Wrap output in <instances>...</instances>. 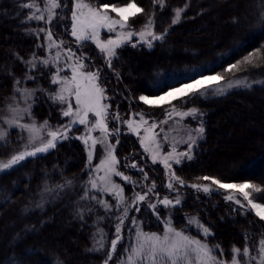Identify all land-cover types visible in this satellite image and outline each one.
I'll return each mask as SVG.
<instances>
[{
  "label": "trees",
  "instance_id": "16d2710c",
  "mask_svg": "<svg viewBox=\"0 0 264 264\" xmlns=\"http://www.w3.org/2000/svg\"><path fill=\"white\" fill-rule=\"evenodd\" d=\"M33 2L0 0V116L16 82L21 81L36 90L34 116L38 122L48 121L51 127H59L67 121L61 114L64 105L49 97V93L57 89L51 83L55 66L39 65L30 70L26 63L34 53L38 58L47 57L45 34L41 32L37 36L34 31L39 28L52 27L55 38L63 41L64 49L76 47V50L72 49L76 56L84 49L85 55L81 57L87 65L86 71H100L99 83L105 89L106 102L111 105L109 111L113 114L119 111L122 119H128L137 111L151 121L163 119L171 111V105H145L139 96L163 94L172 86L189 83L192 77L198 79L219 74L224 79L244 76L255 82L219 97L199 93L172 101L177 110L197 109V118L203 123L205 132L191 155L192 159H184L180 165L174 164L176 175L189 186L175 185L179 189L171 192L163 186L169 179L163 165L149 160L138 137L123 123L117 125L109 116V128H120L119 144L115 149L120 161L118 170L147 186L155 180L161 199L167 196L174 201L176 195H183V200L176 207H157L160 219L151 209L144 210L146 204L141 205L140 212L130 210L122 226L123 240L108 264H120L126 255L128 239L135 229L127 231L132 217L137 218L145 232L163 233L162 221L170 219L173 226L198 236L197 232L186 227L185 221L186 215L197 214L213 234L206 241L214 248L220 245L224 253L222 258L226 261L232 260L234 246L241 251L245 247L257 250L258 242L264 239V220L247 211V206L231 205L221 193L201 194L190 185L211 183L198 179L209 176L223 183L254 184L264 191V139L258 138L259 130L250 132L249 144L242 146L240 152H230L228 157V154L223 156V149L218 150L224 136L231 132L229 124L237 122L232 117L229 121L223 118L232 105L244 110L247 104L254 105L264 100V24L261 23L264 0H164L163 6L154 4L153 0H88L94 6L104 3L122 6L135 2L144 11L130 18L131 28H143L151 17L156 31L165 33L167 30L165 39L154 42L152 48L140 44L133 47V43L119 48L118 59L113 60L111 67L107 66L103 54L92 43L86 42L83 47H78L69 36L68 28L66 31L60 25L58 15L54 26L43 21H29L28 17L35 8L23 5ZM35 2L43 7V0ZM69 5L73 7L71 1ZM178 8L184 11L180 20L173 24ZM216 15L224 18V24L213 31L208 25ZM63 52L67 55L65 50ZM249 53H256L251 64L242 63L239 70L225 71L230 63L242 61ZM60 66L63 65L60 63ZM256 119L261 122V115ZM77 128L79 130L75 128L56 148L25 160L23 166H16V170L8 174L0 173V233L3 235L0 264H104L107 259L118 223L117 216L122 209L117 211L113 207L112 212H106L94 201L81 199L83 190L89 186L91 169L83 141L74 138L81 136V128ZM16 135L17 132L11 133V141L0 147V159L19 149ZM112 143L116 144L115 136H112ZM132 163L148 173L147 182L143 181L142 172L126 167ZM94 164L98 165L96 159ZM117 180L131 199L133 185H126L120 177ZM140 189L136 187L135 191ZM60 220L67 223L65 229L59 230ZM99 229L104 233L102 249L95 243L101 240ZM199 237L205 240L202 235Z\"/></svg>",
  "mask_w": 264,
  "mask_h": 264
},
{
  "label": "snow or ice",
  "instance_id": "6c2138e0",
  "mask_svg": "<svg viewBox=\"0 0 264 264\" xmlns=\"http://www.w3.org/2000/svg\"><path fill=\"white\" fill-rule=\"evenodd\" d=\"M72 3L73 9L71 12L70 35L75 38L78 47H83L87 41L93 42L100 53L103 54L108 67H111L114 59H118L117 49L131 43L134 36H138V40L136 43L132 44L133 47L140 44L152 48L154 42L162 41L167 34V30H165V33H155V21L151 17L139 32L127 30L131 27L129 24L130 18H134L144 11V9L139 7L135 2H127L124 6H118L117 4L110 5L109 3L94 6L88 2V0H72ZM153 3L163 6L164 0H153ZM23 6L29 9L35 8V11L28 17L29 21H43L46 25L54 26L55 18L58 15L56 10L62 7L66 8L67 4L65 0H43V7H41L40 4L34 0L33 3H28ZM130 9H135V12L130 13ZM183 11V8L175 10V17L172 21L173 24L180 20ZM110 12L115 13L116 16L113 17L110 15ZM261 23L264 24V17H262ZM102 29L110 34L115 33V36L109 35L108 39L102 40ZM65 30L67 31L66 25ZM34 31L37 36H39L41 32L44 33L47 50L51 52L52 49H56V52L55 56L42 59L38 58L34 53L33 57L26 63L30 65L32 69L37 67V63L44 67L55 66L56 71L52 74L51 83L59 87L55 92H50L49 97L60 104H66L61 114L63 117L69 118V122L66 125H60L56 130H51L48 121H44L42 125H37L34 121L31 123H20L24 115H31L32 104L28 103V101L35 95V90L17 88L16 91L23 97L27 106L20 108L18 104L15 103L8 105L9 115L0 118L3 124L7 126L6 128H0V147L4 146L5 138L11 134V128L14 126L28 133V144L25 145L23 151H19L12 155L7 162L0 163V171L8 174L16 170V166H23L22 162L28 158L35 157L38 153H47L49 150L56 148L58 143L68 139V134L72 132L74 128L79 130L77 128L78 125L84 126V133L74 138L81 139L88 147L89 162L93 159L97 144H100L104 148L105 155L94 169L91 168L90 163L89 186L83 190L81 199L94 201L96 204L103 207L106 212H112L113 207L117 211L122 209L120 215L117 216L118 223L115 226V238L110 242L111 250L107 253V259L104 262V264H108V262L113 259V254L116 252L118 244L123 240L121 235L122 226L128 218L130 210L140 212L142 202L148 200L150 195H154L156 197V202H148L147 208L144 210L147 211L151 209L153 213L157 214L158 219H160L157 210L158 204L164 207H175L181 203L179 198L175 201L169 199L167 196L161 199L157 191L155 180L151 182L150 186H146L143 183L132 181L129 176L124 175V173L118 170L120 161L115 155V149L116 145L119 144L120 128L117 127L115 130L109 128V116H111V119L116 122L117 125L121 123L126 125L129 131L138 137L141 147L144 149L145 153L149 154L154 164L159 161L163 165L166 175L169 176L167 183L163 185L164 187L170 192L176 190L175 185L187 187L189 185H187L181 177L176 175L173 169V163H170V161L174 162L176 165H180L182 159H192L190 153L193 146L196 144L197 139L205 132L203 123L194 130L195 136L192 132H189L188 140L181 141L187 143V151L178 152L176 144L173 143L171 145V151L163 155L161 154L163 143L168 142L169 138L167 134L161 137V133L165 131L162 125L167 124L168 120L172 118L173 113L181 116V118H197V109L191 108L186 112L178 111L175 105H172V100H166V97L183 100L184 97L188 95H199V89L191 93L185 90L192 89L194 85L200 84L202 80L192 77L189 83H184L182 87L172 86L171 90L164 92L163 95L153 94L152 97L149 95L139 96V100L145 105L160 106L163 102L172 106V110L167 112L165 118L159 122L152 121L149 123V120L145 118V114L139 111L131 113L128 119H122L119 111L114 114L109 111L111 105L106 103L107 97L105 89L99 83L100 71H86L87 65L83 62L84 58L77 57L69 47L65 49L67 55L64 59L65 67L71 71V76L61 75L64 68L60 66L59 62L63 41H57L55 39V33L52 31V27L39 28ZM258 51L259 50H257V52ZM255 55L256 53H249L242 61L230 63L225 71L232 72L233 70H239L242 63L251 64ZM28 79H33V77H28ZM208 79H223V77L216 74L208 77ZM16 83L19 84L20 82L17 81ZM242 84L246 85L247 81L237 79L235 81H230L228 87H238ZM209 91H220L223 93L224 88L209 86L204 89L205 93ZM178 92L182 94L180 97L175 95V93ZM73 99L74 103L72 102ZM90 116L93 117L94 120L90 119ZM137 117L139 119H136ZM156 129H159V131H156ZM43 130H47V139L40 134ZM141 130L143 131V135H141ZM94 131H99L100 136L94 137L92 135ZM112 136L116 137V144H112L109 141V137ZM36 141H39V146H35ZM28 145H32L31 150H28ZM126 167L142 172L143 181L147 182L149 180L148 173L144 172L143 168L139 167L136 163L126 165ZM101 172L103 175H100ZM114 176L120 177L126 185H133L134 196L130 202L129 198L125 196L124 187L113 180ZM198 179L211 181V184L216 185L218 189H223L226 192L228 190H233L224 197L226 200L234 201L243 208L246 207L245 204L241 199L237 198L238 195L241 196L243 201L247 202V211L253 212L260 220H264V203L255 202L264 201V191H262L259 186L249 183H223L221 180L209 176L199 177ZM136 187H147V190L136 192ZM190 187L202 190L205 193L212 191L208 185L193 183ZM246 189H251V191ZM93 192L110 195L115 201V205L101 199L98 195L92 194ZM253 193H256V195L253 196ZM100 219H103V217ZM162 222L164 223V231L160 234L158 232L143 231L137 218H131V223L136 225L135 240L125 248L127 256L126 259L123 257L121 258V264H228V262L222 258L224 253L220 245H216L215 248H213L209 247L205 242V240L213 234L208 227L200 223L198 217L189 218L188 223L189 225L195 224L197 226V235H202L205 240L185 234L184 230H176L170 219H164ZM99 231L101 233V240L96 243L99 244V248L102 249L104 247V233L103 229H99ZM258 243L260 245L258 251L245 247L241 252L239 248L234 246L230 264H240L241 260H246V264H254L257 259L259 260V264H264V241ZM253 251H257V255H252L251 253ZM33 252H35V248H33ZM217 253H219V255H217ZM36 255H39V253H36Z\"/></svg>",
  "mask_w": 264,
  "mask_h": 264
},
{
  "label": "rangeland",
  "instance_id": "374dc122",
  "mask_svg": "<svg viewBox=\"0 0 264 264\" xmlns=\"http://www.w3.org/2000/svg\"><path fill=\"white\" fill-rule=\"evenodd\" d=\"M70 1L72 2V0H67L66 1L67 7L66 8H62L61 11L58 13V17H57V20H59V23H60L61 26H64V27H65V25L67 26L69 36H71L70 35V30H71V12H72V9H73V7H71L69 5V2ZM72 6H73V3H72ZM122 6H124V5H122ZM57 10H59V9H57ZM129 12L130 13L131 12H135V9H130ZM110 15H112L113 17L116 16L115 13H111V12H110ZM223 24H224V18L220 17L219 15H216V16L212 17V23H210V25H208V26L209 27L211 26L212 30L215 31V30H219L220 27H222ZM141 29H134V28H131L130 27V29H127V30H131V31H134V32H139ZM154 31H155V33L159 34V32L155 30V24H154ZM109 35H111V36L114 37L115 36V33H111L110 34V33H108L104 29L101 30V39L102 40L108 39L109 38ZM72 38L75 40L74 37H72ZM55 39L57 41H61L59 38H55ZM137 40H138V36H134L132 38L131 43H136ZM87 42H90L93 45H95L91 41H87ZM45 45H46V42H45ZM70 48L71 49H74L72 47H70ZM64 50L65 49L62 46V48H61V58H60V62L59 63H61L63 65L62 68H64V70L61 73V75H67V76L70 77L71 76V71L67 67H65V59H64L65 58L64 57L65 52H63ZM74 50H76V47H75ZM117 51H118V49H117ZM46 52H47V57H45V58H50L51 56H55L56 49H52L51 52H49L47 50V45H46ZM79 54L80 55L77 56V57L84 56L85 55L84 54V49H83V52H82V50H80L79 51ZM39 65L40 64L37 63V67ZM29 69L32 70L31 66L29 67ZM211 76H214V75H207V76H203L201 78H198V79H201L202 82L200 84L194 85L192 89H186L185 91L191 93L192 91H194L196 89H199L200 90L199 93L202 94V95L208 94V95H211V96H214V97H219V96L226 95V94L230 93L231 91H233L235 89L244 88V87L250 86V85H252V84L255 83L253 80H250L248 77H244V76H236V77H232V78H229V79H224V78L223 79H208V77H211ZM51 79H52V76H51ZM237 79L246 80L247 81V84L246 85H243L242 84V85H240L238 87H235L234 86L232 88H229L228 87V83L230 81H235ZM19 82H20L19 84L16 83L15 88L13 90V94L10 97L7 98L6 103H5V109H4L3 113L1 114L0 118L9 115V113H8V105H10V104H13V103L18 104V106L20 108H24V107L27 106L25 104V102H24L23 97L19 95V93L16 91V89L17 88H19V89H25L26 88V89H29V90H35V89L27 87L26 84L22 83L21 81H19ZM209 86L217 87V88L218 87H223L224 88V91H223V93H221L220 91H209V92L205 93L204 92V89L207 88V87H209ZM56 87L58 89L59 86L56 85ZM178 87H182V85L181 86H178ZM35 94H36V90H35ZM163 94H160V95H163ZM175 95L177 97H180L182 94L178 92V93H175ZM166 100H172L173 101L175 99H172L171 97H166ZM72 102L74 103V99L72 100ZM28 103L32 104L31 115H24L23 116V119L20 121V123H31V122L34 121L37 125H42L44 122H42V123L38 122V120L34 116L35 95L32 98L29 99ZM163 104H167V103H163L162 102L161 105H163ZM63 105H64V108H65L66 107V104H63ZM242 108L243 107L236 108V107H234V105H232V107H231V109H229L230 111H228L227 115L225 114L223 116V118L225 120L227 119L229 121L230 118L232 117L233 119H235V121L239 122L238 124H237V122H236V124H232V123L229 124V126H230L229 127V130H231V132L228 134V136H224V139L225 140H224L223 144H220V148L218 149V150H222L223 149V151H224L223 152V156L224 155L226 156V154H228V157H229L230 156V154H229L230 152H232V153L240 152L241 151L240 148L242 146L244 147V146H246L245 144H249V140L247 138L251 135L250 132H253V130H255V129L259 130L258 131L259 132V137L258 138L264 139V100H262V101L260 100L258 102V104H254V105L247 104V106L244 108V110H242ZM171 110H172V108H171ZM187 110H189V109H179L178 111H185L186 112ZM259 114L261 115V118H262L261 119V122H259L256 119V116H258ZM145 118L148 119L146 116H145ZM164 118L165 117H163V119ZM90 119L94 120V118L91 117V116H90ZM136 119H139V118L137 117ZM163 119H160L159 121H161ZM159 121H157V122H159ZM68 122H69V118H67V121H66V123L64 125H66ZM151 122L152 121L149 120V123H151ZM200 124H201V122L198 120V118H196V119H193L192 117H183V118H181V116H178L175 113H173L172 118L168 120L167 124L162 125V127L164 128L165 131H164V133H161V137H163L165 134H167V136H168L169 139H168V142L163 143V147L161 149V154L163 155V154L171 151V145L173 143L176 144V149H177L178 152H185V151H187V148H188L187 143H183L181 141H187L188 140V133L189 132H192L193 135L195 136L196 134H195V131L194 130L196 128H198L200 126ZM6 127L7 126L3 124V121L0 120V128H6ZM77 127H80L81 128V134L84 133V131H85L84 126L78 125ZM125 127L127 128L126 125H125ZM57 128L58 127H51V130H56ZM127 130H129V129L127 128ZM46 131L47 130H43L40 133L41 135L44 136L45 139H47ZM156 131H159V129H156ZM13 132H17V135L16 136H17V140L19 141L18 142L19 143V149L16 150L9 157L4 158V159H0V163L7 162V160L10 159L12 155L16 154L19 151H23L25 145L28 144L29 137H28V133L27 132H25L24 130L20 129L19 127H15V126L11 128V133H13ZM70 134H71V132L68 134V136ZM92 135L94 137H99L100 136V133H99V131H94L92 133ZM141 135H143V131L142 130H141ZM202 137H203V134H202V136L200 138L197 139L196 144L193 146V149H192L190 155L193 154V151H195V148L198 145L199 141L202 139ZM252 138L253 137H251V141L253 140ZM9 141H11L10 135H8L5 138V144L7 142H9ZM109 141L112 143V137H109ZM35 146H39V141H36L35 142ZM31 149H32V145H28V150H31ZM85 149H86L87 154H88V147L86 145H85ZM40 154H43V153H38L37 156L40 155ZM146 154L148 155L149 160H151L149 154L148 153H146ZM104 155H105L104 148L100 144H97L96 145V148L94 150L93 159L90 162L92 164V167H91L92 169H94V167H95V164H94L95 163V159L97 160V163L99 164L100 163V160L104 158ZM31 158H33V157H31ZM182 160H184V159H182ZM157 163L161 164L159 161ZM170 163H173V169H174V164L175 163L174 162H171V161H170ZM2 172L3 171H0V173H2ZM100 175H103V173L101 172ZM167 177L169 178L168 175H167ZM118 178L119 177H115L114 176L113 177V180L116 183L120 184L118 182V180H117ZM195 184L208 185L212 189V191H210L209 193H205L202 190H197L196 189L197 191L201 192V194H205V195H209L211 193H221L222 196L225 197L227 194H230L233 191V190H228L226 192L223 189H218V187L216 185H213L211 183H207V184H205V183H201V184L200 183H195ZM175 188L176 189H179V187H176V186H175ZM145 190H147V187H145V189H142L141 188L139 191H136V192H143ZM246 190L249 191V189H246ZM92 194L98 195L101 199H104L105 201L111 203L112 205H115V201L108 194L95 193V192H93ZM133 196H134V193L132 194V197ZM126 197H128V196H126ZM132 197H131V199H132ZM177 198H179L180 201L182 202L183 195H176L174 197V201ZM237 198L241 199L242 202L245 204V206H247V202L243 201V198L241 196L238 195ZM131 199H129V202L131 201ZM226 201L229 202L231 205L239 206L234 201H228V200H226ZM148 202H156V197L154 195H150L149 198H148V200H146L145 202H142L141 205H143V204L144 205L145 204L147 205ZM255 202H257V201H255ZM160 206L161 205H159V204L157 205V207H160ZM103 210L105 211L104 208H103ZM192 217H198L200 223L203 224L202 221H201V219H200V217L197 214L186 215V217H185V219H186L185 221L187 222V226L186 227L188 229H190V230H193V231L197 232V226L195 224L189 225V223H188L189 218H192ZM129 224H130V227L127 229L128 232H130V230H131L130 228H133V227L135 228L134 229V233H132V235H131L132 237L128 239V244H131L135 240L136 225L132 224L131 221H130ZM59 225H60L59 230L65 229V227L68 226L67 223L65 221H62V220H60V224ZM174 228L176 230H184L185 231V234H188L190 236H193V237H196L198 239H201L199 236L194 235L192 231H187L186 229L178 228L175 225H174ZM2 238H3V235H2V232H1L0 233V241H2ZM114 238H115V232H114L111 240L114 239ZM201 240H204V239H201ZM261 241H264V239H262ZM205 242L209 245V247H212V245H210L206 240H205ZM97 245L98 244L96 243V246ZM259 246L260 245L258 244L257 251L259 249ZM97 248H99V247H97ZM251 254L252 255H257V252L255 254H253V253H251ZM126 256H127V254L123 258L126 259ZM227 262H228V264H230L231 261H227ZM240 264H246V260H241L240 261ZM254 264H259V260L257 259V261H255Z\"/></svg>",
  "mask_w": 264,
  "mask_h": 264
}]
</instances>
